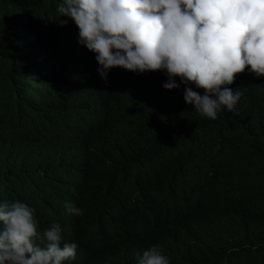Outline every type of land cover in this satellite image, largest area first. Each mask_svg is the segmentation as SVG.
<instances>
[{
    "label": "trees",
    "instance_id": "1",
    "mask_svg": "<svg viewBox=\"0 0 264 264\" xmlns=\"http://www.w3.org/2000/svg\"><path fill=\"white\" fill-rule=\"evenodd\" d=\"M59 1L0 0V201L58 223L78 246L66 264H137L154 245L172 264H264V75L237 74L215 120L164 71L106 83L52 25Z\"/></svg>",
    "mask_w": 264,
    "mask_h": 264
},
{
    "label": "clouds",
    "instance_id": "2",
    "mask_svg": "<svg viewBox=\"0 0 264 264\" xmlns=\"http://www.w3.org/2000/svg\"><path fill=\"white\" fill-rule=\"evenodd\" d=\"M55 15L52 25L69 30L92 68L98 62L106 83L115 67L164 71L168 79L162 87L184 84L185 102L211 120L222 108L235 111L243 93L226 85L237 74L247 68L264 75V0H60ZM65 207L83 215L71 201ZM36 215L28 202L0 201V264L75 260L77 244L62 243L61 226L39 224ZM137 264L172 261L154 245L139 251Z\"/></svg>",
    "mask_w": 264,
    "mask_h": 264
},
{
    "label": "bare ground",
    "instance_id": "3",
    "mask_svg": "<svg viewBox=\"0 0 264 264\" xmlns=\"http://www.w3.org/2000/svg\"><path fill=\"white\" fill-rule=\"evenodd\" d=\"M99 121V120H98Z\"/></svg>",
    "mask_w": 264,
    "mask_h": 264
}]
</instances>
